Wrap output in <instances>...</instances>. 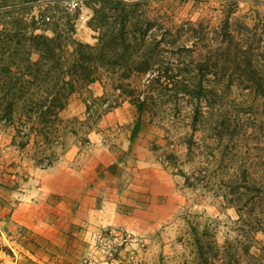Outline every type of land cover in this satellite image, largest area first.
I'll use <instances>...</instances> for the list:
<instances>
[{"label":"rangeland","instance_id":"obj_1","mask_svg":"<svg viewBox=\"0 0 264 264\" xmlns=\"http://www.w3.org/2000/svg\"><path fill=\"white\" fill-rule=\"evenodd\" d=\"M27 1L0 0V12ZM49 1L37 0L43 6L32 15L41 8L62 21L69 15L75 37L96 42L87 0ZM142 12L150 36L161 41V63L133 80L149 91L145 111L124 102L100 118L97 107L88 114L87 101L104 95L96 83L72 95L61 113L64 145L49 149L33 134L22 147L15 129L0 125V264H202L196 234L209 264H264V94L249 88L242 55L216 59L228 18L235 41L253 46V69L264 80V0H151ZM166 73L179 82L178 92ZM200 84L201 97L189 93ZM98 148L118 159L108 170L122 184L135 176L133 187L145 181L137 188L144 203L150 190L159 193L147 215L163 212L153 225L91 229L72 216L87 206L82 171L102 169ZM143 157L151 168L141 166Z\"/></svg>","mask_w":264,"mask_h":264},{"label":"trees","instance_id":"obj_2","mask_svg":"<svg viewBox=\"0 0 264 264\" xmlns=\"http://www.w3.org/2000/svg\"><path fill=\"white\" fill-rule=\"evenodd\" d=\"M150 1L87 0L94 14L89 21L96 32L94 44L75 37L76 18L67 15V20L62 21L50 8H41L33 16L32 9L43 6L37 0L0 12V125L15 129V142L19 139L25 147L26 140L37 134L49 149L59 143L64 145L60 140L66 126H62L61 113L72 95L96 83L102 85L104 95L93 104L87 101L88 114L97 107L100 118L124 102L133 104L139 114L146 110L151 100L149 91L140 90L133 80L152 74L156 64L161 63V41L150 36L152 24L144 22L142 12ZM59 2L51 0L48 5ZM230 27L227 18L222 24V53H217L216 59L223 56L227 62L231 53L242 55L239 63H246L249 88L263 95L264 80L253 69L256 56L248 51L253 46L235 41ZM166 74L178 92L179 82ZM162 78L159 75L153 82L160 84ZM203 90L200 84L196 93L187 92L201 97ZM48 161L52 165L54 156ZM196 244L202 251V264H209L198 234Z\"/></svg>","mask_w":264,"mask_h":264},{"label":"crops","instance_id":"obj_3","mask_svg":"<svg viewBox=\"0 0 264 264\" xmlns=\"http://www.w3.org/2000/svg\"><path fill=\"white\" fill-rule=\"evenodd\" d=\"M95 154L98 169L101 167L102 169L97 171L93 166L90 167V169L94 173L84 174V171H82L84 178L81 179L83 189L80 195L82 201L81 199L80 201L82 204L87 203V206L84 207L81 204L82 206H79L78 210L74 209L72 216L79 220L83 226L90 227L91 229L108 226H118L123 228L147 227L153 225L154 221H158L163 212H161L156 219L147 218V215L152 211L150 207L156 202V199H158L156 197H158L159 193L150 190L148 198L144 203V199L147 195L141 200L139 198L140 193H137V188L143 186L145 181L141 179V185L133 187L134 183L138 182V178L135 176L134 183L133 181L131 182L128 180L125 184H122L120 178L108 170L110 167H113L116 162H119L118 159H116L114 155H109L99 148L96 150ZM141 160V162H144L140 163L143 168H151L152 160L145 157L141 158ZM148 170L149 169H143V171ZM151 170V172L158 177V180L165 178L161 175V171L155 170V168H152ZM122 171V168L119 167L118 173H121ZM53 173H55V175L58 174L57 168L52 169V176ZM86 175L87 177H85ZM116 177L117 179H115ZM164 180L166 181V179ZM113 181L116 187L110 188L111 186L109 184H112ZM173 204V200H168L166 205ZM143 213L146 215L144 216Z\"/></svg>","mask_w":264,"mask_h":264},{"label":"built area","instance_id":"obj_4","mask_svg":"<svg viewBox=\"0 0 264 264\" xmlns=\"http://www.w3.org/2000/svg\"><path fill=\"white\" fill-rule=\"evenodd\" d=\"M126 235H127V234H126ZM123 237L125 238V239H124L125 241H127V240H128V239H127V237H128V236H123Z\"/></svg>","mask_w":264,"mask_h":264}]
</instances>
